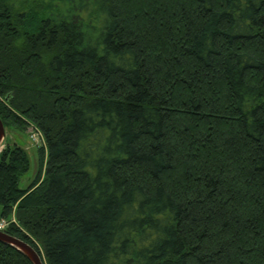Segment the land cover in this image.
Here are the masks:
<instances>
[{"label":"trees","instance_id":"obj_1","mask_svg":"<svg viewBox=\"0 0 264 264\" xmlns=\"http://www.w3.org/2000/svg\"><path fill=\"white\" fill-rule=\"evenodd\" d=\"M0 219L45 264H264V0H0ZM0 264H33L0 242Z\"/></svg>","mask_w":264,"mask_h":264},{"label":"rangeland","instance_id":"obj_2","mask_svg":"<svg viewBox=\"0 0 264 264\" xmlns=\"http://www.w3.org/2000/svg\"><path fill=\"white\" fill-rule=\"evenodd\" d=\"M31 133V129H27L26 132H23L15 128H9L6 131V139L2 142L0 148L1 151V149L4 148V144L8 143L18 144L19 146L27 150L30 159V168L20 180L21 189H28L34 182L39 168L40 148L44 147V143L41 140L36 143L32 140ZM1 221L2 220L0 219V222ZM12 221L13 218L5 219V222L7 223H11ZM43 262L45 264V261Z\"/></svg>","mask_w":264,"mask_h":264},{"label":"water","instance_id":"obj_3","mask_svg":"<svg viewBox=\"0 0 264 264\" xmlns=\"http://www.w3.org/2000/svg\"><path fill=\"white\" fill-rule=\"evenodd\" d=\"M5 139L6 129L2 120L0 119V148L2 142L5 141ZM0 242L8 244L13 248L17 249L22 254H24L33 264H44V259L42 258V256L25 241L18 239L12 235H9L4 231H0Z\"/></svg>","mask_w":264,"mask_h":264},{"label":"built area","instance_id":"obj_4","mask_svg":"<svg viewBox=\"0 0 264 264\" xmlns=\"http://www.w3.org/2000/svg\"><path fill=\"white\" fill-rule=\"evenodd\" d=\"M31 132V138L35 143L41 140L45 144L44 136L38 129H31ZM9 225L10 223H7L5 222V220H2L0 222V231L6 230Z\"/></svg>","mask_w":264,"mask_h":264},{"label":"crops","instance_id":"obj_5","mask_svg":"<svg viewBox=\"0 0 264 264\" xmlns=\"http://www.w3.org/2000/svg\"><path fill=\"white\" fill-rule=\"evenodd\" d=\"M13 219H14V215H13Z\"/></svg>","mask_w":264,"mask_h":264},{"label":"bare ground","instance_id":"obj_6","mask_svg":"<svg viewBox=\"0 0 264 264\" xmlns=\"http://www.w3.org/2000/svg\"><path fill=\"white\" fill-rule=\"evenodd\" d=\"M44 263V262H43Z\"/></svg>","mask_w":264,"mask_h":264}]
</instances>
